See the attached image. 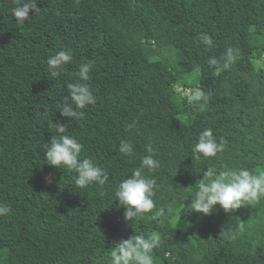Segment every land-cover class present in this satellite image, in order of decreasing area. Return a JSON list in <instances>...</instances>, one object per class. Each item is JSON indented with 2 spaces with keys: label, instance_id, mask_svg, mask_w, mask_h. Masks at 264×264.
Masks as SVG:
<instances>
[{
  "label": "trees",
  "instance_id": "obj_1",
  "mask_svg": "<svg viewBox=\"0 0 264 264\" xmlns=\"http://www.w3.org/2000/svg\"><path fill=\"white\" fill-rule=\"evenodd\" d=\"M37 6L40 12L30 10L21 25L12 0H0V203L11 207L0 217V264H111L115 243L153 232L163 241L154 264H264V199L231 214L219 205L209 216L188 207L207 167L264 171V0H38ZM201 33L211 36L212 48L200 42ZM64 48L72 49L73 61L51 79L46 61ZM229 48L237 59L225 69ZM210 57L220 65L210 66ZM81 63L93 65L87 83L96 102L67 134L110 175L105 185L85 188L75 185L74 172L44 160L55 134L47 121L69 122L60 102ZM194 69L192 85L186 74ZM177 84L200 86L210 99L188 104ZM207 127L225 149L196 160L192 148ZM121 139L134 144L133 156L119 153ZM149 143L161 161L149 173L158 184L156 207L127 224L114 192Z\"/></svg>",
  "mask_w": 264,
  "mask_h": 264
},
{
  "label": "clouds",
  "instance_id": "obj_2",
  "mask_svg": "<svg viewBox=\"0 0 264 264\" xmlns=\"http://www.w3.org/2000/svg\"><path fill=\"white\" fill-rule=\"evenodd\" d=\"M12 3L11 13L16 18V23L21 25L32 17L29 16L30 10L33 14L40 12L37 6L38 0H12ZM199 40L207 48L214 46L213 39L207 33H201ZM224 59L223 68L225 69L229 63L237 59L232 48L227 49ZM72 61L73 52L70 48H64L49 56L46 63L51 79L62 77L65 74L66 65ZM220 63L221 61L216 57L208 59L210 66H218ZM92 67L91 63H81L75 73L77 79L66 84L69 95L61 98L59 112L61 116L70 118L69 122L61 123L57 120L53 123L52 119L47 121L48 126L55 129V134H52L49 142L46 143L44 160L57 169L74 172L75 185L79 188H85L93 183L103 186L110 176L109 172L92 158L82 156L83 144L76 137L67 134L69 123L82 119L85 115L82 110L96 102V97L87 83L90 80ZM175 88L188 104L207 102L211 96L210 92H205L200 86L185 88L184 85L177 84ZM135 123V121L130 123L128 128H133ZM224 149L223 139L221 138L218 142L213 129L207 127L199 133L192 153L196 160H200L201 157L215 158ZM118 151L124 156H133L135 146L130 140L121 139ZM145 151L148 154L141 158L139 166L132 169L130 174L121 180L114 192V201H118L117 207L124 209L123 219L127 224L137 218H143L144 214L152 212L156 207L153 197L158 190V184L154 176L149 173L158 170L161 167V161L156 158V150L151 143L146 145ZM197 181L188 207L191 208L190 212L204 216L218 211L217 205L225 214H231L250 203L264 199V171L253 173L245 166L218 170L215 166H210L203 172L202 179ZM10 211L9 205L0 203V217L9 214ZM163 211L161 209L155 212L152 218L162 215ZM231 219L232 217L229 216V220ZM190 226V223L185 225V227ZM162 243L161 236L155 232L149 235L134 234L114 244L110 252L111 264H154L153 251Z\"/></svg>",
  "mask_w": 264,
  "mask_h": 264
},
{
  "label": "rangeland",
  "instance_id": "obj_3",
  "mask_svg": "<svg viewBox=\"0 0 264 264\" xmlns=\"http://www.w3.org/2000/svg\"><path fill=\"white\" fill-rule=\"evenodd\" d=\"M165 56H167V57L169 58V54H168V53H165ZM197 73H198V71H197L196 69H194V70L192 71V73H190V74H186V79H187L192 85H194L195 83H197V78H196Z\"/></svg>",
  "mask_w": 264,
  "mask_h": 264
}]
</instances>
